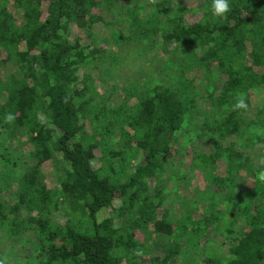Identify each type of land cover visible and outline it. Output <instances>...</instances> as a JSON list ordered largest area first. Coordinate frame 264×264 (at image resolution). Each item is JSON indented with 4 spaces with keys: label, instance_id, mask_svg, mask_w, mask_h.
<instances>
[{
    "label": "trees",
    "instance_id": "trees-1",
    "mask_svg": "<svg viewBox=\"0 0 264 264\" xmlns=\"http://www.w3.org/2000/svg\"><path fill=\"white\" fill-rule=\"evenodd\" d=\"M212 2L0 0V264H264V0Z\"/></svg>",
    "mask_w": 264,
    "mask_h": 264
},
{
    "label": "clouds",
    "instance_id": "clouds-1",
    "mask_svg": "<svg viewBox=\"0 0 264 264\" xmlns=\"http://www.w3.org/2000/svg\"><path fill=\"white\" fill-rule=\"evenodd\" d=\"M152 3H155L156 0H151ZM212 10L213 14L217 17H224L229 11V3L228 0H213L212 2ZM248 105L247 102L243 96V94H238L236 97V102L234 105H232V111H237V110H247ZM15 119L14 115L11 113L6 114L5 116V122L6 123H11ZM259 166L260 170L257 172L256 178L261 182L264 183V156L259 158ZM134 255L136 256H143V250L138 249L135 250Z\"/></svg>",
    "mask_w": 264,
    "mask_h": 264
},
{
    "label": "rangeland",
    "instance_id": "rangeland-1",
    "mask_svg": "<svg viewBox=\"0 0 264 264\" xmlns=\"http://www.w3.org/2000/svg\"><path fill=\"white\" fill-rule=\"evenodd\" d=\"M127 50L125 49V51H124V54H127V56H128V53L126 52ZM131 55H132V53H130ZM127 59V58H126ZM120 60H122V59H120ZM127 64H133L134 65V67L137 69V70H139V72H142V73H145V69H144V66H141L140 64H139V62L137 61V60H126L125 62L124 61H122L120 64H118L117 65V68L118 69H122V67H125ZM151 69V67L149 66V70ZM129 73H127V71L124 73V76L125 77H127V75H128ZM122 76H123V73L121 74ZM151 75V72H149L146 76L145 75H142V78H148V76H150ZM121 76V77H122ZM140 81H142V79L140 78ZM137 82H139V81H137ZM150 228H151V230H152V227L150 226ZM222 237H220V236H217L216 237V239L214 240L215 242L216 241H218L219 239H221ZM9 242H7L6 244H8ZM157 243H160L158 240H155L154 238H151L150 239V242H149V244L151 245V246H155V248H156V245H157ZM5 244V245H6ZM28 243H25V245H27ZM25 248V247H24ZM4 249V251L7 253V251L6 250H8V249H6L4 246L2 247V249H1V251ZM26 249V248H25ZM224 251V250H223ZM18 254H20L21 252L18 250V251H16ZM26 252H27V250H25L24 252H22L21 254L22 255H24V256H28V255H25L26 254ZM159 252V251H158ZM220 251L219 250H215V252H214V254H217V253H219ZM157 254H159V253H157ZM212 253H209L208 252V255H207V257H206V260H208L209 262H212L213 261V258H212ZM24 256H22V258H18V261L17 260H15L14 261V263L15 264H23V263H25L26 262V260H25V257ZM211 256V257H210ZM16 257V256H15ZM12 262V261H11ZM142 264H147V261L145 260H143V262H142Z\"/></svg>",
    "mask_w": 264,
    "mask_h": 264
}]
</instances>
